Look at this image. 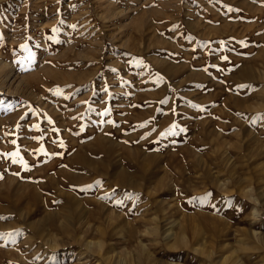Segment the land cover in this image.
Instances as JSON below:
<instances>
[{"label": "rangeland", "instance_id": "374dc122", "mask_svg": "<svg viewBox=\"0 0 264 264\" xmlns=\"http://www.w3.org/2000/svg\"><path fill=\"white\" fill-rule=\"evenodd\" d=\"M0 234V264H264V0H0Z\"/></svg>", "mask_w": 264, "mask_h": 264}, {"label": "snow or ice", "instance_id": "6c2138e0", "mask_svg": "<svg viewBox=\"0 0 264 264\" xmlns=\"http://www.w3.org/2000/svg\"><path fill=\"white\" fill-rule=\"evenodd\" d=\"M242 87H247V86H242ZM0 235H2V234H0Z\"/></svg>", "mask_w": 264, "mask_h": 264}]
</instances>
